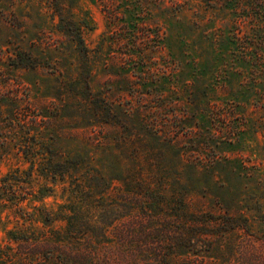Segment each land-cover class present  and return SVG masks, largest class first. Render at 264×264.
<instances>
[{"label":"rangeland","instance_id":"1","mask_svg":"<svg viewBox=\"0 0 264 264\" xmlns=\"http://www.w3.org/2000/svg\"><path fill=\"white\" fill-rule=\"evenodd\" d=\"M138 171L154 264H264V0H0V245L79 187L127 228Z\"/></svg>","mask_w":264,"mask_h":264},{"label":"trees","instance_id":"2","mask_svg":"<svg viewBox=\"0 0 264 264\" xmlns=\"http://www.w3.org/2000/svg\"><path fill=\"white\" fill-rule=\"evenodd\" d=\"M64 161V165L57 169L61 177H64L65 172L68 173L74 164L68 158ZM48 170L52 172L53 177L58 174L54 167ZM149 171L153 172L150 168ZM70 177L73 181L79 180L75 175ZM142 177L143 175L139 179L140 183L134 182L132 178V183L130 182L126 192L121 195V200L129 204L126 220L121 221V224L127 222V228L119 224L111 227L106 222L101 223L95 217L94 211H91L92 206L96 209L105 204L103 199L109 196V185L97 196H93L90 195L88 187L82 189L76 184L79 189L72 191L75 198L67 199L57 205L55 210L49 209L45 204L34 206L33 211H27L25 215L30 228L22 231L8 230V244L0 245V264H154V240L144 248L134 244L135 241L142 240L141 236L154 238L153 225L140 233L136 226L154 222V201L162 219L166 213L163 208V205L167 204L163 199L166 195L161 185L155 187L149 182L142 184ZM2 190L6 199H11L9 196L14 197L17 189L13 188V185L6 188L0 185V192ZM172 201L182 202V198ZM82 202H86L84 204H88L89 208ZM168 204H171V200ZM173 214L177 216L192 213L182 206L181 210L175 208ZM37 222L42 226L35 225ZM58 222L61 224H55ZM192 240H189L190 245ZM145 253L149 257L147 260L142 259L141 254ZM155 260L160 261L159 257ZM162 260L166 261L165 257Z\"/></svg>","mask_w":264,"mask_h":264}]
</instances>
